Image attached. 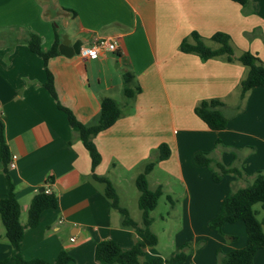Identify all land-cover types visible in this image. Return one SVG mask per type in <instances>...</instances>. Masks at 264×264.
<instances>
[{"label":"crops","instance_id":"0c3cea01","mask_svg":"<svg viewBox=\"0 0 264 264\" xmlns=\"http://www.w3.org/2000/svg\"><path fill=\"white\" fill-rule=\"evenodd\" d=\"M43 1L0 0V120L9 156L16 155L8 174L20 222H26L38 190L48 189L57 197L55 208L44 210L36 226L24 229L22 256L53 264L66 251L72 257L66 264H98L99 241L130 247L135 231L120 227L119 213L92 173L109 178L120 202L127 190L121 176L135 183L161 144L168 146V157L156 162L147 179L150 188L161 186V196L171 204L165 217L159 215L162 230L170 229L169 245L162 247L153 228L154 208L151 229L158 242L141 259L165 257L191 243L193 251L178 264H219L220 255L243 247V222L225 223L220 232L210 222L229 192L264 170V86L252 88L240 101L247 69L238 60H202L179 46L192 31L206 40L224 32L231 37L235 58L249 51L264 63V0H247L245 5L235 0H56L71 12L66 20L46 18ZM56 30L66 54L58 50L45 64L27 39L29 33L38 34L41 49L47 51ZM102 39L113 42L115 50H103L93 60L82 54ZM126 70L135 74L141 90L123 115L93 138L101 159L92 171L89 152L62 108L79 122L94 124L103 97L123 100L121 75ZM48 71L54 95L45 84ZM209 98L224 103L228 121L221 130H211L194 113L195 105ZM199 153L206 154L208 164L196 162ZM217 163L239 174L215 180ZM6 192L0 164V198ZM9 253L0 221V260ZM253 264H264V247Z\"/></svg>","mask_w":264,"mask_h":264},{"label":"trees","instance_id":"16d2710c","mask_svg":"<svg viewBox=\"0 0 264 264\" xmlns=\"http://www.w3.org/2000/svg\"><path fill=\"white\" fill-rule=\"evenodd\" d=\"M242 5L247 0H235ZM60 35L55 31L54 41L47 51L40 47L41 38L38 34L29 33L27 43L32 51L40 55L45 64L49 58L58 55V44ZM180 50L185 53H193L202 60L223 57L227 61L238 60L246 69V76L240 82L239 100L254 87L264 86V63L249 51L242 52L237 58L234 57L231 37L224 32H216L209 39H204L196 31H192L188 38L181 41ZM122 95L121 102L103 97L100 100V110L96 122L92 125H85L79 122L74 114L66 108L68 122L75 127L78 137L84 147L88 150L91 158V169L100 162L101 156L97 150L93 138L95 135L111 126L118 118L123 115V109L130 105L135 95L141 88L132 71L126 70L121 75ZM53 93L51 84V74L48 71V81L45 83ZM59 106V105H58ZM61 107V106H59ZM224 103L218 98L202 99L194 107V113L203 120L211 130H221L225 128L228 118L223 112ZM169 150L166 144L158 146V154L154 160L147 162L143 170L135 177V185L138 190L137 205L141 212V223L138 224L132 219L126 207L120 205L119 197L115 186L105 175L92 173L94 180L104 186V195L108 199L111 208L117 210L120 215V227L132 229L137 235L136 241L127 248H123L111 239L99 241L95 248V259L98 264H178L187 257V251H193L191 243H184L177 247L169 255L154 256L142 260L145 251L149 247L157 244V235L152 231V217L150 212L156 207L162 188L160 185L150 188L147 175L152 170L157 161L168 157ZM10 156L4 137V124L0 120V164L7 182V192L0 198V221L4 229V235L10 244L9 255L0 260V264L12 261L14 264H50L40 258L25 259L20 252L21 240L24 229L34 227L38 224L40 214L46 210L57 206V197L53 193L45 192L44 188L32 197L27 209V219L24 224L20 222V205L14 193V184L8 174V162ZM196 162L209 163L205 153L196 155ZM213 177L218 180L226 173L239 174L236 168H226L220 163L216 164ZM259 203L264 210V170L255 173L253 181L244 187H240L229 192L223 199L218 214L210 222V227L220 232L225 223L241 221L244 223L246 231V244L241 248H234L219 257V264H253L254 256L258 249L264 247V217L258 219V209L254 206ZM72 257L66 252L61 251L53 261V264H66Z\"/></svg>","mask_w":264,"mask_h":264},{"label":"rangeland","instance_id":"374dc122","mask_svg":"<svg viewBox=\"0 0 264 264\" xmlns=\"http://www.w3.org/2000/svg\"><path fill=\"white\" fill-rule=\"evenodd\" d=\"M121 180H122L121 185H123L125 187V190L126 189L127 190L125 193H122V199L120 201V205L126 207L130 211L131 215L133 216V218L136 221L141 222V212H140L138 205H137L139 193H138V190L136 188V185L132 180L130 183H128L127 181L124 180V177H122V176H121ZM154 187L155 186H153L152 189ZM128 190L130 193L128 192ZM132 192H135V193L132 194ZM170 205H171L170 202L163 195L159 198L158 204L152 212V215L155 217V224L153 225V228L161 239V244L163 245L162 247H164L165 245H169V240H166V239L169 237V233L167 235V232L170 229H168V231L162 230V226H164V225L162 224L161 220L159 219V215H163L165 217L166 211L170 209ZM254 207L256 209H258V211H259L258 216H257L258 219H262L264 217V210L261 208L259 203H257ZM169 249L170 248H166V250H169Z\"/></svg>","mask_w":264,"mask_h":264},{"label":"water","instance_id":"95a60500","mask_svg":"<svg viewBox=\"0 0 264 264\" xmlns=\"http://www.w3.org/2000/svg\"><path fill=\"white\" fill-rule=\"evenodd\" d=\"M44 16L48 19H59L63 18L66 20L70 17L71 12L61 8L56 0H44ZM79 45H75V51L77 52ZM58 50L61 54H66V46L64 41L58 45Z\"/></svg>","mask_w":264,"mask_h":264},{"label":"built area","instance_id":"2783aa9c","mask_svg":"<svg viewBox=\"0 0 264 264\" xmlns=\"http://www.w3.org/2000/svg\"><path fill=\"white\" fill-rule=\"evenodd\" d=\"M103 50H115V44L106 39H102L89 47L83 48L82 54L86 56L88 59L93 60V59H97L99 57L100 52ZM15 160H16V155L12 154L8 162L9 168H13L15 166ZM45 192L48 193L49 190L46 189ZM71 240H74V237H71Z\"/></svg>","mask_w":264,"mask_h":264}]
</instances>
